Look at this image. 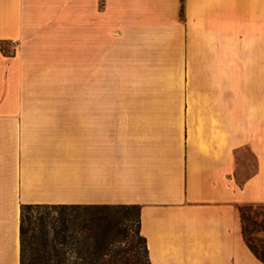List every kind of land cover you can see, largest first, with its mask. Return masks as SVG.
Masks as SVG:
<instances>
[{
  "label": "crops",
  "instance_id": "1",
  "mask_svg": "<svg viewBox=\"0 0 264 264\" xmlns=\"http://www.w3.org/2000/svg\"><path fill=\"white\" fill-rule=\"evenodd\" d=\"M240 30L264 83V0H0V264H20L35 204L137 207L150 264H264L240 218L264 205V126L241 143L229 101L192 81L183 96L45 93L79 56L94 81L111 57L232 55ZM240 148L257 156L246 177Z\"/></svg>",
  "mask_w": 264,
  "mask_h": 264
},
{
  "label": "rangeland",
  "instance_id": "2",
  "mask_svg": "<svg viewBox=\"0 0 264 264\" xmlns=\"http://www.w3.org/2000/svg\"><path fill=\"white\" fill-rule=\"evenodd\" d=\"M239 36L237 49L233 48V54L228 56H142L136 63H122L118 57H111L110 71L96 72L94 81L87 71L86 56H79L78 69L64 64L62 72L57 73L56 87H47L45 93L64 99L77 96L80 102L86 101L87 95H108L113 100L183 96L188 91L186 85L192 81L196 83V87L189 89L192 92L227 99L229 111L238 116L241 143H257L259 137L252 134V129L264 126L258 118L263 111V57L251 54L245 31L240 30ZM3 48L10 52L9 47ZM79 107L85 110V104L80 103ZM262 138L260 143H264ZM239 164L241 176L246 177L256 167L257 156L240 148ZM86 206L29 213L27 264H37L34 249L43 238L48 241L50 264H106L120 257L146 264L144 243L137 232V207ZM242 210L248 239L257 249H264V231L259 227L264 206H244ZM39 219L44 222L43 227ZM64 227L66 230L62 231Z\"/></svg>",
  "mask_w": 264,
  "mask_h": 264
},
{
  "label": "trees",
  "instance_id": "3",
  "mask_svg": "<svg viewBox=\"0 0 264 264\" xmlns=\"http://www.w3.org/2000/svg\"><path fill=\"white\" fill-rule=\"evenodd\" d=\"M2 52H5L3 46L1 47ZM83 205H51V204H35V205H23L21 207L20 211V264H27V247L29 245L28 239H27V233L29 231V225H30V219H29V213L33 211H41V210H49V209H65L68 207H82ZM264 206V205H262ZM86 207H96V206H86ZM104 207V206H102ZM134 207V206H132ZM264 217V215H262ZM240 218H241V224H242V235L244 238V241L248 247V249L251 251V253L262 263H264V249L262 248H256L254 247L250 240L247 237V232L245 229V216L242 208H240ZM39 225L41 227L44 226V222L42 219H39ZM64 226V223H63ZM259 227L264 231V219L259 224ZM66 228L64 227L62 231H65ZM144 243V254H145V261L146 264H150L147 256V250L145 246L144 239L140 237ZM48 241L46 239H41L39 243H37L34 251L37 255L36 257V263L37 264H50L49 262V250H48ZM104 256L106 254H103ZM106 264H137L133 261L128 260L127 258H113L110 261H108Z\"/></svg>",
  "mask_w": 264,
  "mask_h": 264
}]
</instances>
